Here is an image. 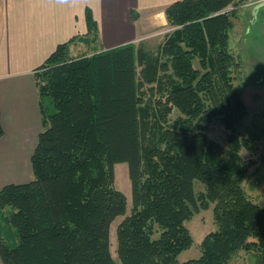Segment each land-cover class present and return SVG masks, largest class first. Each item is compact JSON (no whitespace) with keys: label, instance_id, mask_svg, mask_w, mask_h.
Returning <instances> with one entry per match:
<instances>
[{"label":"trees","instance_id":"trees-1","mask_svg":"<svg viewBox=\"0 0 264 264\" xmlns=\"http://www.w3.org/2000/svg\"><path fill=\"white\" fill-rule=\"evenodd\" d=\"M238 1L170 4L169 30L156 45L99 51L89 34L90 54H71L77 37L57 46L37 72L44 130L34 177L0 190V215L18 239L11 246L0 231L3 264H230L250 243L264 250V205L243 186L249 168L240 150L249 138L240 129L250 109L230 44ZM87 21L95 26L90 12ZM216 118L231 130L226 156L205 130ZM117 163L129 168V215L114 185ZM211 205L215 229L202 255L180 263L194 241L186 221ZM121 215L115 259L110 228Z\"/></svg>","mask_w":264,"mask_h":264},{"label":"crops","instance_id":"crops-1","mask_svg":"<svg viewBox=\"0 0 264 264\" xmlns=\"http://www.w3.org/2000/svg\"><path fill=\"white\" fill-rule=\"evenodd\" d=\"M176 1L3 0L0 113L4 134L0 138V190L34 177L32 156L44 130L37 72L57 46L77 37L70 45L73 54L78 44H86L82 38L89 34H95L94 42L101 43L99 51L150 42L144 35L167 25L165 10ZM258 5L264 6V0ZM88 12L95 22L92 28L87 21Z\"/></svg>","mask_w":264,"mask_h":264},{"label":"rangeland","instance_id":"rangeland-1","mask_svg":"<svg viewBox=\"0 0 264 264\" xmlns=\"http://www.w3.org/2000/svg\"><path fill=\"white\" fill-rule=\"evenodd\" d=\"M262 1H238L235 6L238 16L235 20L236 26L231 31L230 44L231 49L242 62V81L236 79V84L243 83V96L250 109L240 129V133L249 138L247 146H243L240 150L241 161L249 168L243 186L249 198L264 205V63L261 64L264 62V6L258 5ZM0 5H3V0H0ZM232 8L233 6H230L228 9ZM1 15L0 8V17ZM252 19L255 23H252ZM168 30V25L161 26L149 31L144 37L148 38L150 44L156 45L157 42L164 40ZM95 44L97 47L102 46L100 42ZM93 45L80 43L72 55L79 57L90 54L93 52ZM178 115L179 111L175 109L171 117L174 120ZM205 130L210 139L221 147V155L226 156L231 130L226 127L224 121L216 118L206 125ZM114 173L115 187L127 196L126 215H129L133 208V193L128 164L117 163L114 166ZM194 184L197 191L205 190V185L199 180H195ZM9 213L8 209L4 211L6 216ZM126 215L118 216L110 228L111 252L115 259H117V227ZM186 226L190 229L194 241L189 248L180 253L178 257L180 263L197 259L202 255V241L215 229L213 205L196 213L192 219L186 221ZM0 231L9 245L14 246L17 243L15 229L6 223L2 215H0ZM254 240L253 237L249 239V241ZM230 264H264V250L250 243L239 251Z\"/></svg>","mask_w":264,"mask_h":264}]
</instances>
